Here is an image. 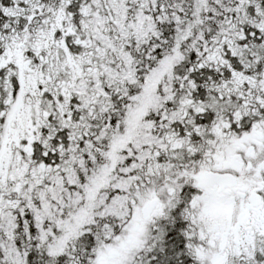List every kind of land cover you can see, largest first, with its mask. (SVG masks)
Returning a JSON list of instances; mask_svg holds the SVG:
<instances>
[{"label":"snow or ice","instance_id":"obj_1","mask_svg":"<svg viewBox=\"0 0 264 264\" xmlns=\"http://www.w3.org/2000/svg\"><path fill=\"white\" fill-rule=\"evenodd\" d=\"M0 264H264V0H0Z\"/></svg>","mask_w":264,"mask_h":264}]
</instances>
